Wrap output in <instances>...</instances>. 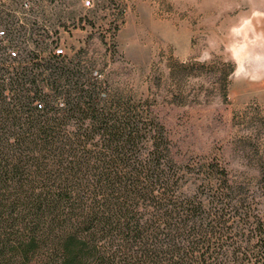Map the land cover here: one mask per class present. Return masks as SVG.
Listing matches in <instances>:
<instances>
[{
  "label": "trees",
  "instance_id": "obj_1",
  "mask_svg": "<svg viewBox=\"0 0 264 264\" xmlns=\"http://www.w3.org/2000/svg\"><path fill=\"white\" fill-rule=\"evenodd\" d=\"M8 21L0 264H264V174L252 188L210 165L188 188L160 126Z\"/></svg>",
  "mask_w": 264,
  "mask_h": 264
},
{
  "label": "rangeland",
  "instance_id": "obj_2",
  "mask_svg": "<svg viewBox=\"0 0 264 264\" xmlns=\"http://www.w3.org/2000/svg\"><path fill=\"white\" fill-rule=\"evenodd\" d=\"M0 15L160 126L188 188L210 165L260 183L264 0H0Z\"/></svg>",
  "mask_w": 264,
  "mask_h": 264
}]
</instances>
